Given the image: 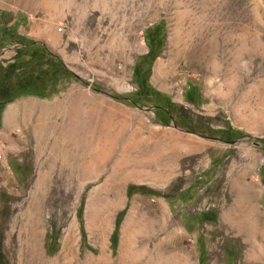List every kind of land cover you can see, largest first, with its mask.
<instances>
[{"label": "rangeland", "instance_id": "rangeland-1", "mask_svg": "<svg viewBox=\"0 0 264 264\" xmlns=\"http://www.w3.org/2000/svg\"><path fill=\"white\" fill-rule=\"evenodd\" d=\"M4 19L78 79L0 111L1 259L264 264V0H0Z\"/></svg>", "mask_w": 264, "mask_h": 264}, {"label": "trees", "instance_id": "trees-1", "mask_svg": "<svg viewBox=\"0 0 264 264\" xmlns=\"http://www.w3.org/2000/svg\"><path fill=\"white\" fill-rule=\"evenodd\" d=\"M2 13L8 16V13L3 11ZM8 22L9 19L0 21V53L8 45L16 44L17 47L14 49V55L6 60V63L0 57V111L7 102L19 96L35 95L43 99H52L64 91L72 81L78 79L77 74L69 69L62 59L50 51L43 42L20 35L16 31L15 23L8 24ZM162 38L159 39L160 42ZM148 43L151 46L148 55L154 59L157 53L153 48L151 38H148ZM148 89L160 101H165L167 97L165 94L154 90L149 85ZM187 100L194 102L189 92ZM157 105L158 110L163 106L161 103ZM180 108L184 109L183 106ZM165 114L169 119H178L176 122L180 126L191 131L195 130L191 124L192 118L186 110L179 117H175L171 109H166ZM230 132L240 134L238 130H230ZM261 141L264 143V139ZM133 187L132 185L128 187V194ZM120 220L121 212L117 214L115 219L111 235L113 244L117 239ZM47 251L51 252L49 247H47ZM0 264L7 263L0 258Z\"/></svg>", "mask_w": 264, "mask_h": 264}, {"label": "bare ground", "instance_id": "bare-ground-1", "mask_svg": "<svg viewBox=\"0 0 264 264\" xmlns=\"http://www.w3.org/2000/svg\"><path fill=\"white\" fill-rule=\"evenodd\" d=\"M175 56V55H174ZM204 58V57H203ZM156 66H164L161 62L157 63ZM41 261L44 262L45 264H47V260H44L43 258H41Z\"/></svg>", "mask_w": 264, "mask_h": 264}, {"label": "water", "instance_id": "water-1", "mask_svg": "<svg viewBox=\"0 0 264 264\" xmlns=\"http://www.w3.org/2000/svg\"><path fill=\"white\" fill-rule=\"evenodd\" d=\"M254 144L258 145V142H254Z\"/></svg>", "mask_w": 264, "mask_h": 264}]
</instances>
